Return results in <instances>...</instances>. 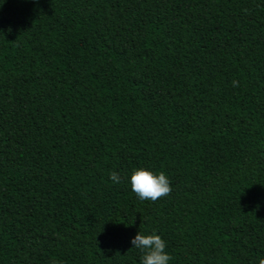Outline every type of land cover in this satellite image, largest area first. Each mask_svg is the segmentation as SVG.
Returning a JSON list of instances; mask_svg holds the SVG:
<instances>
[{
  "label": "trees",
  "instance_id": "obj_1",
  "mask_svg": "<svg viewBox=\"0 0 264 264\" xmlns=\"http://www.w3.org/2000/svg\"><path fill=\"white\" fill-rule=\"evenodd\" d=\"M139 231L264 258V0H0V264H141Z\"/></svg>",
  "mask_w": 264,
  "mask_h": 264
},
{
  "label": "clouds",
  "instance_id": "obj_2",
  "mask_svg": "<svg viewBox=\"0 0 264 264\" xmlns=\"http://www.w3.org/2000/svg\"><path fill=\"white\" fill-rule=\"evenodd\" d=\"M234 87L239 86L238 80H233ZM109 178L114 183H120V175L116 171H112ZM131 190L136 194L140 200H156L168 196L172 187L169 178L164 172L155 174L145 168H139L133 171L131 178ZM132 248L140 250L143 255L141 257V264H169L172 259L166 251V242L160 235L155 233L144 234L139 231L131 239ZM258 264H264V258L259 259Z\"/></svg>",
  "mask_w": 264,
  "mask_h": 264
}]
</instances>
